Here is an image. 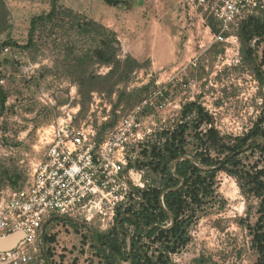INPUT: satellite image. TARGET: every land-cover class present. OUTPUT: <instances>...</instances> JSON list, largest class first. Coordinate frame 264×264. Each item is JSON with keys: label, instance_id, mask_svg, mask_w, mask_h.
<instances>
[{"label": "rangeland", "instance_id": "rangeland-1", "mask_svg": "<svg viewBox=\"0 0 264 264\" xmlns=\"http://www.w3.org/2000/svg\"><path fill=\"white\" fill-rule=\"evenodd\" d=\"M50 1L0 0V45L13 42L18 46L0 48V87L8 95L7 111L0 119V200L29 185L41 159L42 134L68 117L76 127L92 126L100 140L147 100L155 105L164 102L162 112L145 111L149 125L156 123L162 130L140 152V165L149 159L151 145L162 131L183 123L192 125L194 115L182 118L190 103L200 105L211 117V123L201 129L213 127L227 143L243 138L260 122L264 127V83L259 82L250 58L243 55L244 43L239 38L238 55L228 52L225 57V46L214 43L187 0H126L115 8L103 0H59L63 8L114 33L120 64L114 67L93 58L90 51L100 46V38L91 40L79 33L68 17L39 27L27 47L31 20L48 14ZM258 19L264 22V13ZM248 47L264 74V41L254 38ZM86 53L85 66L74 71L71 55ZM195 56L198 67H189ZM130 61L138 63L131 73L124 65L132 66ZM123 71L129 75L121 80ZM179 71L185 74L181 82L169 85L164 98L157 99L159 85L169 83ZM79 72L84 76L79 77ZM188 158L195 163L193 157ZM240 158L245 171H264L260 151ZM139 163L134 162L136 168ZM139 169L151 184L154 177L148 169ZM259 202L248 189H241L236 178L218 172L213 197L196 211L188 227L190 242L171 254V263L256 264L259 257L252 247V233L260 217ZM70 220L49 222L46 231L54 237L49 257L41 251L31 264H102L89 229L74 228ZM126 227L130 235L135 234L133 227ZM19 238L15 234L4 243L14 244Z\"/></svg>", "mask_w": 264, "mask_h": 264}, {"label": "trees", "instance_id": "trees-1", "mask_svg": "<svg viewBox=\"0 0 264 264\" xmlns=\"http://www.w3.org/2000/svg\"><path fill=\"white\" fill-rule=\"evenodd\" d=\"M58 2L51 0L48 14L32 18L27 47L33 44L34 33L39 27L68 17L79 33L91 40L100 38V46L90 51L98 63L111 67L120 65L116 55L118 49L114 47L117 44L114 33L71 9L63 8ZM103 3L115 8L125 5L126 0H103ZM238 36L244 43L243 55L250 58L259 82L264 83L262 65H256L253 49L248 47L254 38L264 41V22L258 17H249L241 23ZM5 46L18 48L13 42H5L0 48ZM70 60L74 71H81L88 54H72ZM130 62L132 66L127 62L124 64L129 73L138 66L135 61ZM127 75V71H123L119 77L124 80ZM78 76L83 77L84 73L79 72ZM7 100L6 91L0 87V119L7 111ZM192 115L191 126L183 123L173 130L162 131L151 145L147 162L137 164L138 168L146 167L154 177L142 193L144 203L133 213L129 210L118 214L119 226L107 232L94 233L92 246L102 264H172L171 254L180 252L190 242L188 227L196 217V211L213 197L216 174L220 171L236 178L241 189H248L260 201V217L253 228L252 247L259 257L256 264H264V171H245L240 158L249 151L258 150L264 154V146L258 143L264 144V127L259 125L260 122L243 138L227 143L213 127L201 129L203 124H210L212 120L200 105L190 103L184 107L182 118ZM251 140L253 142L249 145ZM189 156L195 163L181 160ZM174 162L172 172L171 164ZM68 222L74 228H82L73 221ZM48 224L43 230L42 242L43 252L49 257V244L54 242V237L46 231ZM126 226L133 227L135 234L130 235Z\"/></svg>", "mask_w": 264, "mask_h": 264}, {"label": "built area", "instance_id": "built-area-1", "mask_svg": "<svg viewBox=\"0 0 264 264\" xmlns=\"http://www.w3.org/2000/svg\"><path fill=\"white\" fill-rule=\"evenodd\" d=\"M187 5L214 43L225 46V57L240 51L241 23L264 13V0H187ZM198 59L192 57L188 66L197 68ZM183 71L159 85L157 99L164 98L169 85L181 82ZM165 107L164 102L155 105L147 100L100 140L92 126L76 127L70 117L43 133L41 159L29 185L0 200V242L15 234L20 237L12 248L0 249V264H31L43 251L46 224L56 217L107 232L117 226L118 214L137 211L144 203L148 181L134 162H141L140 152L162 130L156 123L149 125L145 111L162 112Z\"/></svg>", "mask_w": 264, "mask_h": 264}, {"label": "water", "instance_id": "water-1", "mask_svg": "<svg viewBox=\"0 0 264 264\" xmlns=\"http://www.w3.org/2000/svg\"><path fill=\"white\" fill-rule=\"evenodd\" d=\"M258 143L264 146V144H263L261 141H258ZM185 159H188V160H190V161L192 162V160H191L190 158H188V157H182V158H181V160H185ZM200 168H202V167H200ZM172 172H173V170H172ZM55 219H67V218H65V217H56ZM70 221H71V220H70ZM73 222L77 223V224L80 225V226H83V227L88 228L89 231L91 232L92 238L94 239V230H93V228H92L91 225L86 224V223H84V222H80V221H73ZM171 222H172V219H171ZM119 224H120V220H118V222H117V226H119ZM44 226H45V225H44ZM15 244H16V243H14V244H9V245H5V243H4V241H3V242H0V249H8V248H12ZM42 249L44 250V246H42Z\"/></svg>", "mask_w": 264, "mask_h": 264}]
</instances>
